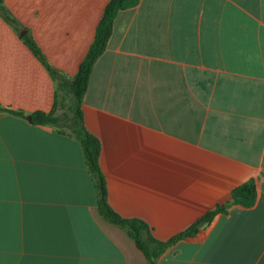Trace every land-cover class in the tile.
Here are the masks:
<instances>
[{"label":"crops","instance_id":"crops-1","mask_svg":"<svg viewBox=\"0 0 264 264\" xmlns=\"http://www.w3.org/2000/svg\"><path fill=\"white\" fill-rule=\"evenodd\" d=\"M71 79L109 0H2ZM0 17V264H147L106 222L80 143L52 125L56 83ZM109 206L164 241L249 180L256 202L202 224L158 264H264V0H138L83 97ZM59 112V111H58ZM57 112V113H58Z\"/></svg>","mask_w":264,"mask_h":264},{"label":"trees","instance_id":"trees-1","mask_svg":"<svg viewBox=\"0 0 264 264\" xmlns=\"http://www.w3.org/2000/svg\"><path fill=\"white\" fill-rule=\"evenodd\" d=\"M138 0H109L105 5L101 18L95 29L93 41L78 66L73 78H64L57 70L49 65L45 56L30 36L26 34L21 40L37 61L45 68L51 79L56 83L54 104L49 113L33 112L29 119L34 125H52L60 133L74 137L81 146L85 165L93 182L97 195V208L101 217L108 223L126 232L133 240L137 249L145 257L147 264H158L159 258L179 241L193 236L202 224L210 223L215 216L225 214L229 206H239L249 209L256 202V186L249 180L231 191L229 203L217 206L212 211L193 222L187 229L173 237L161 241L153 237L149 226L139 219H125L119 216L108 204L107 189L104 176L99 165L101 144L97 137L87 131L81 111L83 97L87 91L92 68L97 59L104 53L107 42L112 34L113 22L120 11L134 8ZM0 17L16 33L24 30L11 12L0 0ZM61 111V116L57 112ZM0 112H7L14 116L24 117L18 111L2 108Z\"/></svg>","mask_w":264,"mask_h":264},{"label":"water","instance_id":"water-1","mask_svg":"<svg viewBox=\"0 0 264 264\" xmlns=\"http://www.w3.org/2000/svg\"><path fill=\"white\" fill-rule=\"evenodd\" d=\"M25 34H26V32L23 31V32L19 33V37L22 38Z\"/></svg>","mask_w":264,"mask_h":264},{"label":"rangeland","instance_id":"rangeland-1","mask_svg":"<svg viewBox=\"0 0 264 264\" xmlns=\"http://www.w3.org/2000/svg\"><path fill=\"white\" fill-rule=\"evenodd\" d=\"M57 115H58V116H59V115L61 116V111H59V112L57 113Z\"/></svg>","mask_w":264,"mask_h":264}]
</instances>
